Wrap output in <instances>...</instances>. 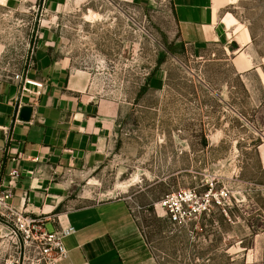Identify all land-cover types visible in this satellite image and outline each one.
Listing matches in <instances>:
<instances>
[{
	"label": "rangeland",
	"instance_id": "1",
	"mask_svg": "<svg viewBox=\"0 0 264 264\" xmlns=\"http://www.w3.org/2000/svg\"><path fill=\"white\" fill-rule=\"evenodd\" d=\"M66 1L59 13L0 1V70L51 40L117 109L105 162L71 195L127 199L160 264H264V0H226L234 41L203 53L180 38L171 0ZM189 189L208 210L175 226L161 203Z\"/></svg>",
	"mask_w": 264,
	"mask_h": 264
},
{
	"label": "crops",
	"instance_id": "2",
	"mask_svg": "<svg viewBox=\"0 0 264 264\" xmlns=\"http://www.w3.org/2000/svg\"><path fill=\"white\" fill-rule=\"evenodd\" d=\"M10 9L39 5L59 13L66 0H0ZM149 4L151 0H130ZM180 38L203 53L227 47L233 40L226 0H171ZM232 3V2H231ZM235 42L239 43L235 38ZM16 72L0 70V182L9 187L10 172L17 169L12 202L32 215H45L49 231L73 227L64 239L65 257L59 264H160L127 199H110L79 205L72 196L75 176L100 167L111 149L118 111L100 102L90 90V73L73 69L56 56L54 41L40 43L30 77L45 84L42 95L26 93L15 121L18 85ZM31 107L30 120L21 117ZM50 226V228H49ZM10 243V228L0 222V255Z\"/></svg>",
	"mask_w": 264,
	"mask_h": 264
},
{
	"label": "built area",
	"instance_id": "3",
	"mask_svg": "<svg viewBox=\"0 0 264 264\" xmlns=\"http://www.w3.org/2000/svg\"><path fill=\"white\" fill-rule=\"evenodd\" d=\"M34 57L28 65L16 72L13 76L17 82L18 91L15 99V121L23 107V96L28 93L34 98L42 95L45 84L41 81L30 77V68L33 65ZM1 172V167H0ZM11 182L9 187L3 189L4 182H0V222L6 224L10 228V247L8 259L5 264H59L67 257L64 239L68 235L75 232L73 227H63L59 220H53L57 223L54 231H49L46 227L48 221L47 216L39 214L32 215L26 210L13 204L12 187L14 179L20 173L17 169L10 172ZM196 193L193 190H185L175 192L167 196L161 203L162 208H166L170 215V221L175 226H185L191 221V215H196L202 210H208L210 204V196L206 195V203H200L196 200ZM198 205V206H197ZM4 250L3 252L7 251Z\"/></svg>",
	"mask_w": 264,
	"mask_h": 264
},
{
	"label": "water",
	"instance_id": "4",
	"mask_svg": "<svg viewBox=\"0 0 264 264\" xmlns=\"http://www.w3.org/2000/svg\"><path fill=\"white\" fill-rule=\"evenodd\" d=\"M31 114H32V108L31 107H24L22 110L21 117L24 120H30Z\"/></svg>",
	"mask_w": 264,
	"mask_h": 264
}]
</instances>
